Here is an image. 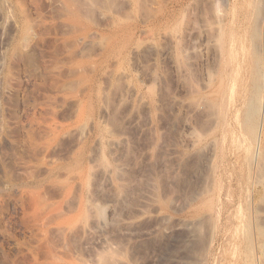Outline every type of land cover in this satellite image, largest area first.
<instances>
[{"label": "rangeland", "instance_id": "1", "mask_svg": "<svg viewBox=\"0 0 264 264\" xmlns=\"http://www.w3.org/2000/svg\"><path fill=\"white\" fill-rule=\"evenodd\" d=\"M53 259L264 264V0H0V264Z\"/></svg>", "mask_w": 264, "mask_h": 264}, {"label": "bare ground", "instance_id": "2", "mask_svg": "<svg viewBox=\"0 0 264 264\" xmlns=\"http://www.w3.org/2000/svg\"><path fill=\"white\" fill-rule=\"evenodd\" d=\"M222 12V11H221ZM223 14V13H222ZM224 15V14H223ZM179 66V65H178ZM228 84V83H227ZM209 93H207L206 92V94L207 95H205L204 94V98L206 99V104L204 103V105H203V103H201V104H199L198 105V107L199 106H201L202 107V109H205V108H203L204 106H206V108H207V106L209 107H211V109L214 111V114L216 115L215 116V118H212V128H211V131H215V129H217L222 123H223V125L224 126H226L225 128H228L227 129V132L225 131V136L227 137L228 135H226V133H228L229 131H233L232 130V128L234 129V127L235 126H237L238 125V123H236V125H235V122H238V118H237V116H238V113L241 111V106H243V105H241L242 104V100H241V98H239L238 96L240 95V93H239V95L238 96H236V94L238 93H234L235 91H233V88L232 87H229L228 88V85H226V84H224L223 82H218L217 84H215V85H209ZM207 88V87H206ZM230 88H232V89H230ZM204 89V88H203ZM230 89V90H229ZM194 91H195V89H194ZM191 93V92H190ZM205 93V92H204ZM186 94V93H185ZM200 95V94H199ZM197 98V97H196ZM199 99V98H198ZM205 99H204V102H205ZM191 100V99H190ZM195 100V99H194ZM188 101V100H187ZM192 101V100H191ZM200 102H201V98H200ZM243 102H244V100H243ZM185 103V102H184ZM190 103V102H189ZM196 103V102H195ZM196 108V109H201L200 107L199 108ZM244 107V106H243ZM156 108V107H155ZM244 109V108H243ZM206 110V109H205ZM207 110H209V109H207ZM197 111H199V110H197ZM210 111V110H209ZM243 111V110H242ZM241 111V112H242ZM210 112H212V111H210ZM240 112V113H241ZM201 113V112H200ZM199 113V114H200ZM197 114H198V112H197ZM193 115V114H192ZM207 115V114H206ZM201 116V115H200ZM206 117V116H205ZM208 117V116H207ZM210 118H211V114H210V116H209ZM212 117H214V115L212 116ZM156 118V117H155ZM192 118V117H191ZM190 118V119H191ZM198 118V117H197ZM201 119V118H200ZM237 119V121H235ZM195 120V119H194ZM193 120V121H194ZM197 120V119H196ZM195 120V121H196ZM203 120V119H202ZM193 121H192V123H193ZM204 121V120H203ZM208 121H209V119H208ZM195 124V123H194ZM201 124V123H200ZM191 126V125H190ZM201 126V125H200ZM211 126V125H210ZM206 127V126H205ZM207 128V127H206ZM224 128V127H223ZM222 128V129H223ZM236 128V127H235ZM214 129V130H213ZM200 131L199 129H195V130H193V131H195L194 132V134H192V137L189 139V142H190V147H196V146H198L199 144H202L205 140H207L208 139V132H203V130H201L200 132H198V131ZM206 130V129H205ZM225 130V129H224ZM191 131H192V129H191ZM208 131V130H207ZM237 131V130H236ZM235 131V132H236ZM190 132V131H189ZM213 133V132H212ZM215 133V132H214ZM221 133H223V132H221ZM190 134H191V132H190ZM211 134V133H210ZM188 135V134H187ZM223 135V136H224ZM216 135H214L213 137L214 138H216L215 137ZM222 136V137H223ZM213 137H212V139H211V142L209 143H207L206 145H208L209 144V149H208V152H206V153H208V159H209V161H211V160H213V159H217V157H218V153H220L218 150H217V146L218 145H216L217 143H214V142H216V140L214 141V139H213ZM229 137V136H228ZM225 138V137H224ZM160 139V138H159ZM216 139H218V138H216ZM218 141V140H217ZM225 141V140H224ZM223 141V142H224ZM221 141H219V143H220ZM218 143V144H219ZM222 144V143H221ZM184 145V144H183ZM226 145V144H225ZM186 147V146H185ZM199 147V146H198ZM205 147V146H204ZM221 148H223L224 149V147L223 146H221ZM222 149V150H223ZM183 150V149H182ZM195 150V149H194ZM204 152V153H205ZM222 152V151H221ZM222 153H224V151L222 152ZM193 154V153H192ZM254 155L253 156H255V159H256V164H259V162H260V155H261V152L259 151V149H257L256 151H255V153H253ZM186 155V154H185ZM189 155V154H188ZM190 156V155H189ZM197 156V155H196ZM222 156V155H221ZM186 158V157H185ZM204 159V158H203ZM198 160V159H197ZM207 160V159H206ZM206 162V161H205ZM78 163V162H77ZM207 163V162H206ZM117 167V166H116ZM83 204V203H82ZM61 260H52V261H48V262H45V263H39V264H58L57 262H59V263H61L62 264V262H60Z\"/></svg>", "mask_w": 264, "mask_h": 264}]
</instances>
